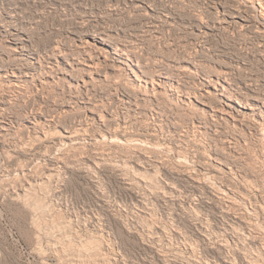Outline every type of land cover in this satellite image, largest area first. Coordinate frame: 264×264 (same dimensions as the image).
Listing matches in <instances>:
<instances>
[{"label": "rangeland", "instance_id": "374dc122", "mask_svg": "<svg viewBox=\"0 0 264 264\" xmlns=\"http://www.w3.org/2000/svg\"><path fill=\"white\" fill-rule=\"evenodd\" d=\"M0 264H264V0H0Z\"/></svg>", "mask_w": 264, "mask_h": 264}, {"label": "bare ground", "instance_id": "6f19581e", "mask_svg": "<svg viewBox=\"0 0 264 264\" xmlns=\"http://www.w3.org/2000/svg\"><path fill=\"white\" fill-rule=\"evenodd\" d=\"M119 51V50H118ZM13 77H17L18 78V76L16 75V74H13ZM15 83V82H14ZM13 83V84H14ZM10 86V85H9ZM12 87H13V85H11ZM15 86H19V83L17 84V82H16V84H15ZM210 93V92H209ZM226 100L227 101H231L232 99L231 98H229V97H226ZM227 101H225V106H226V103H227ZM243 108V107H242ZM248 109H252L253 110V106L251 107V106H248ZM212 112H213V114H221V116L223 117V118H230L231 120H232V123L233 124H236V120H237V118L235 117V113H240V112H235V113H233L232 111H227L225 108H221V109H217V108H212ZM242 113H244L245 115L247 114L246 112H242ZM239 115V114H238ZM243 118H245V116H243ZM227 120V119H226ZM230 120V121H231ZM66 139L69 141V140H76V138H75V136L74 135H72V134H69V135H67V137H66ZM114 139V138H113ZM78 141V140H77ZM64 144V143H63ZM61 148V147H60ZM209 179V178H208ZM213 180V179H212ZM206 181V180H205ZM205 181H203V182H205ZM211 181V180H210ZM212 182V181H211ZM45 184V183H44ZM220 188V187H219ZM221 190V189H220ZM234 200V199H233ZM235 203H236V201H235ZM237 204V203H236ZM254 224V223H253ZM263 230V229H262ZM261 231V230H260Z\"/></svg>", "mask_w": 264, "mask_h": 264}]
</instances>
